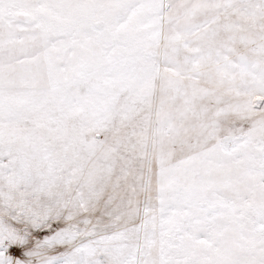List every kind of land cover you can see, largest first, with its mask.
<instances>
[{"label": "snow or ice", "instance_id": "snow-or-ice-1", "mask_svg": "<svg viewBox=\"0 0 264 264\" xmlns=\"http://www.w3.org/2000/svg\"><path fill=\"white\" fill-rule=\"evenodd\" d=\"M0 264H264V0H0Z\"/></svg>", "mask_w": 264, "mask_h": 264}]
</instances>
